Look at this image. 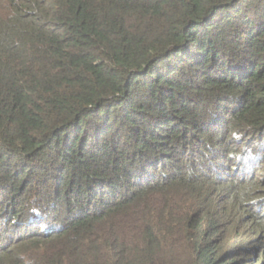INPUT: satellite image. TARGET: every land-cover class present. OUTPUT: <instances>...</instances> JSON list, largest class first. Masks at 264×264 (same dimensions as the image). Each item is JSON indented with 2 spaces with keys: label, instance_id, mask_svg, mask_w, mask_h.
I'll return each mask as SVG.
<instances>
[{
  "label": "trees",
  "instance_id": "1",
  "mask_svg": "<svg viewBox=\"0 0 264 264\" xmlns=\"http://www.w3.org/2000/svg\"><path fill=\"white\" fill-rule=\"evenodd\" d=\"M0 264H264V0H0Z\"/></svg>",
  "mask_w": 264,
  "mask_h": 264
}]
</instances>
